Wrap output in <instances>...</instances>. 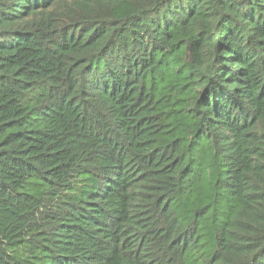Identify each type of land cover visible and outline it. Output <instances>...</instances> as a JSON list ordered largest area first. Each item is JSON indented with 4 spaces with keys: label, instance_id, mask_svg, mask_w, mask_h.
<instances>
[{
    "label": "trees",
    "instance_id": "obj_1",
    "mask_svg": "<svg viewBox=\"0 0 264 264\" xmlns=\"http://www.w3.org/2000/svg\"><path fill=\"white\" fill-rule=\"evenodd\" d=\"M0 264H264V0H0Z\"/></svg>",
    "mask_w": 264,
    "mask_h": 264
}]
</instances>
